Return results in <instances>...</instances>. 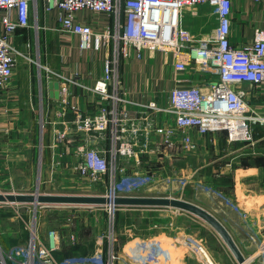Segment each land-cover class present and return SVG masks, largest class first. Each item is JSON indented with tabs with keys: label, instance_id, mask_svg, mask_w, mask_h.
<instances>
[{
	"label": "built area",
	"instance_id": "built-area-1",
	"mask_svg": "<svg viewBox=\"0 0 264 264\" xmlns=\"http://www.w3.org/2000/svg\"><path fill=\"white\" fill-rule=\"evenodd\" d=\"M37 1L0 0V96L14 79L19 57H24L14 44L15 35L30 26L33 10L37 16ZM234 1L45 0L47 12L56 14L57 32L78 37L83 51L100 53L112 48L103 60L102 76L93 86L78 73L72 77L55 71L50 74L60 85L57 105L61 121L57 124L62 126L55 132L53 149L72 143L75 149V155L71 154L74 161L64 169H72L90 184L108 185L107 197H126L156 183L155 174L132 173L126 163L139 169L142 157L171 160L177 150L195 152L194 132L199 136L226 133L232 143H254L253 125L264 127V113L256 110L250 98L260 97L264 90V28L255 29L252 43L233 44ZM254 1L264 18V0ZM202 8L216 21L214 30L202 39L184 40L181 24L185 14L198 17ZM84 10L112 19V29L96 32L82 23L77 14ZM156 54L178 76L177 84L183 82L181 75L195 70L205 87L176 86L157 100H134L122 79V66L136 60L152 64ZM70 86L93 97L87 111L72 103ZM68 114L75 118L67 120ZM179 183L186 186L188 181L185 178ZM195 189L247 217L215 187L199 181ZM129 239L121 250L114 233L110 234L103 260L60 262L56 257L61 250L59 232L50 230L44 239L35 223L26 245L3 248L0 244V264H173L176 259L158 243L141 236ZM191 243L188 239L177 245L187 253L185 246ZM257 249L264 264V239L258 241ZM198 250L206 264H215L204 249ZM176 260L184 264L183 257Z\"/></svg>",
	"mask_w": 264,
	"mask_h": 264
},
{
	"label": "crops",
	"instance_id": "crops-1",
	"mask_svg": "<svg viewBox=\"0 0 264 264\" xmlns=\"http://www.w3.org/2000/svg\"><path fill=\"white\" fill-rule=\"evenodd\" d=\"M37 10L36 17L34 10L31 12L30 26L20 28L15 35L14 44L24 55L19 57L18 61L20 62L22 58L23 62H18L12 83L0 96V183L5 180L13 183L15 179L17 184L22 182L26 190L43 189L44 193H47L50 192L48 188L55 187L59 181L68 180V176L78 177L73 174L72 169H64L65 166H70L69 162L74 161V156L71 157V154L75 155L73 143L53 149L55 132L62 129V126L57 124L61 121L58 116L59 99L50 94L49 84L54 80L50 74L55 71L72 77L78 73L88 85L93 86L101 78L104 71L103 60L108 53H112V48L107 51L104 49L100 53L83 51L78 37L70 38L69 35L57 32L56 14L47 12L45 0L37 1ZM77 16L82 23L90 24L96 32L112 29L113 20L110 18L98 16L88 10L79 12ZM13 19H16V13L13 14ZM209 19L210 12L207 8H202L198 17H192L187 12L183 20L187 25L194 23V27L200 31L199 36L203 37L206 31L204 26H207ZM257 27L264 28L260 6L258 7L254 0H235L232 43L239 46L252 43ZM168 67L161 59V55L156 54L152 64L136 60L130 65H123L122 79L134 100H157L176 86L205 87L204 79L202 80V76L195 70H191L185 76L181 75L183 82L177 84L178 76H175ZM70 90L73 94L72 103L87 111L90 102H94L93 97L88 96V93L79 87L70 86ZM250 98L254 101L256 110L264 113V90L260 97ZM74 118V114H68L66 117L70 121ZM252 129L255 135L254 143H232L226 133L199 136L194 132L193 138L198 142L197 151L186 154L177 150L171 160L162 156L152 157L151 160L142 157L141 167L136 170L133 165L130 170L141 174L151 172L156 174L159 180L168 175L176 177L178 180L172 185V189L170 185L159 184L151 186L149 190L138 191L134 195L170 196L199 205L228 228L235 244L245 257H251L249 263L261 264L257 256V245L259 240L264 239V159H262L264 127L253 125ZM185 178L188 183L182 186L179 181ZM198 180L223 193L247 213V217L244 218L222 200L196 191L195 183ZM198 199L202 202L197 201ZM145 209L168 212L176 221L185 217L200 223L196 216L177 209L168 207ZM7 221L10 222V219ZM201 226L213 235L219 250L236 264L233 254L221 237L212 232L209 228L211 226H205L203 222ZM3 228V221L0 219V244L3 248L27 244L28 237L22 239L21 235L14 231L17 229L10 228L11 236L4 234ZM50 230L53 229L41 231L39 229V234L46 239ZM143 238L172 251L176 259L183 257L184 264H198V259L191 258V253L187 250L185 255L175 239L152 234ZM56 257L60 262L77 261L76 258L100 261L105 258V254L96 260L91 258V253L85 252L82 255L67 248L65 251L62 245ZM176 259L173 264H180Z\"/></svg>",
	"mask_w": 264,
	"mask_h": 264
},
{
	"label": "rangeland",
	"instance_id": "rangeland-1",
	"mask_svg": "<svg viewBox=\"0 0 264 264\" xmlns=\"http://www.w3.org/2000/svg\"><path fill=\"white\" fill-rule=\"evenodd\" d=\"M215 23L216 21L213 18L209 19L207 26H204V29L206 30L203 35L204 37L214 30L216 26ZM194 25V23L187 25L185 20H183L181 31L184 40H190L193 42L203 38L199 36L200 31L196 29ZM20 62H23L22 58L20 59ZM125 165L128 168L132 167L129 162ZM149 173L152 174L151 172ZM67 179L68 180L57 182L53 188H48V191L50 192L47 193H44L43 189L26 190L24 189V184L22 182L17 184L15 179H13V183L11 182L12 184L5 180L0 183V194L35 195L39 193L107 197L108 185H93L80 177L68 176ZM177 180L176 177L171 175L161 177V180H159L155 174V182L158 183H154L150 186L159 184L166 186L170 185V189H172V185L174 182H177ZM199 181L203 182L201 180H198L197 182ZM149 189L150 187L140 191ZM197 201L202 202L201 199H198ZM195 218H197L196 220L200 223L191 221L185 217L176 221L175 219H172L168 212L150 211L146 210L144 207L109 205L54 207L17 203L0 204V219L3 221L4 234L12 236V233L9 230L10 228H13L17 229L14 231L18 232L22 239L28 237L29 240L30 228L35 226L36 223V228L38 230L40 229V231L42 229L57 230L61 238V247L63 245L65 251L67 248V250L71 252H79L82 255L85 252L91 253L92 259L99 260L101 259L102 254L106 253L110 234L113 235L114 233L120 249L128 240H130L129 238H131V236L144 237L145 235L152 234L161 235L168 239H175L176 242H181L183 244L188 241V239L192 240V243L186 245L185 248L188 253H191V258L198 259V264L199 262L200 264H206V260L198 250V247L204 249L215 264H233L227 255L219 250L217 242H214L213 235H211L205 227L201 226V222H203L205 226L209 225L199 217L196 216ZM8 219H10V222L7 221ZM12 225H14V227ZM209 228L212 229V232H216L212 227ZM216 234L218 235L217 232ZM185 255H187V253H185ZM76 259L79 260L82 258ZM233 260L236 261L235 258ZM236 264H238L237 261Z\"/></svg>",
	"mask_w": 264,
	"mask_h": 264
},
{
	"label": "water",
	"instance_id": "water-1",
	"mask_svg": "<svg viewBox=\"0 0 264 264\" xmlns=\"http://www.w3.org/2000/svg\"><path fill=\"white\" fill-rule=\"evenodd\" d=\"M51 96L59 99L58 82L49 84ZM33 204L46 206H126L144 208H173L195 215L211 226L224 241L233 254L238 264H246L248 261L242 253L230 232L213 214L194 203L174 197H151V196H126V197H103V196H78L56 194H0V204Z\"/></svg>",
	"mask_w": 264,
	"mask_h": 264
},
{
	"label": "bare ground",
	"instance_id": "bare-ground-1",
	"mask_svg": "<svg viewBox=\"0 0 264 264\" xmlns=\"http://www.w3.org/2000/svg\"><path fill=\"white\" fill-rule=\"evenodd\" d=\"M246 264H250L249 261H247Z\"/></svg>",
	"mask_w": 264,
	"mask_h": 264
},
{
	"label": "trees",
	"instance_id": "trees-1",
	"mask_svg": "<svg viewBox=\"0 0 264 264\" xmlns=\"http://www.w3.org/2000/svg\"><path fill=\"white\" fill-rule=\"evenodd\" d=\"M262 159H264V158H262Z\"/></svg>",
	"mask_w": 264,
	"mask_h": 264
}]
</instances>
